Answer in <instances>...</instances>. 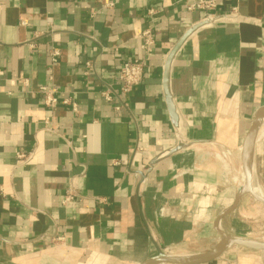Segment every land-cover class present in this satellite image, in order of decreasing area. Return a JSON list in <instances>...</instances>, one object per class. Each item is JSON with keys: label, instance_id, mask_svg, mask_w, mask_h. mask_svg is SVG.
I'll return each instance as SVG.
<instances>
[{"label": "crops", "instance_id": "1", "mask_svg": "<svg viewBox=\"0 0 264 264\" xmlns=\"http://www.w3.org/2000/svg\"><path fill=\"white\" fill-rule=\"evenodd\" d=\"M193 1L0 0V264H139L212 247L264 106V0H217L209 16ZM199 23L170 66L175 121L166 65ZM136 58L143 81L123 91L120 68ZM224 148L228 162L215 154ZM201 264H264V249L231 246Z\"/></svg>", "mask_w": 264, "mask_h": 264}, {"label": "water", "instance_id": "2", "mask_svg": "<svg viewBox=\"0 0 264 264\" xmlns=\"http://www.w3.org/2000/svg\"><path fill=\"white\" fill-rule=\"evenodd\" d=\"M203 23H199L195 25L194 27L190 28L184 34L182 39L175 45V47L173 48V50L171 51L168 57V61L166 65V73H165V90H166V96H167L168 102L171 107L172 115L175 121L178 120V114L176 112V108L174 105V101L172 99V95L170 94V91H169L171 62L176 52L179 50L182 44L186 41V39L196 30V28H198ZM263 122H264V106L260 107L256 111L252 124L250 126V129L248 130L245 136V139L243 141L241 157H242V168L245 174L244 183L240 186L234 202L230 205V207L222 211L218 215L217 219L215 220V229L221 235L219 241L212 248L206 251H203V252H199L195 254H185V255L161 252L158 255L150 257L146 259L145 261H142L139 264H164V263L201 264V263H205L210 260L219 258L229 247L234 246V245H241V246L255 248V249H264V241L249 239V238L242 237V236H237L231 232L224 230L221 227V219L225 215L231 213L238 207V204L244 195L251 194L258 201L264 204V197L260 196L255 191L254 177H253V160H254L255 145H256L260 126L263 124ZM181 147L182 145L179 146V148Z\"/></svg>", "mask_w": 264, "mask_h": 264}, {"label": "built area", "instance_id": "3", "mask_svg": "<svg viewBox=\"0 0 264 264\" xmlns=\"http://www.w3.org/2000/svg\"><path fill=\"white\" fill-rule=\"evenodd\" d=\"M113 4V3H109ZM217 7V0H196L189 4L188 9L190 10H196L200 9L203 11H206L209 15H212V11L215 10ZM151 12H154V9L150 10ZM154 44V37L153 33L150 30H146L142 33V48L143 50L149 54L153 49ZM52 57L54 60L57 59V56L59 55L58 49H53ZM87 64L90 65L89 62ZM146 59H131L126 60L123 62L119 74L118 79L121 83V88L123 91H131L135 86L142 83L144 75H145V69H146ZM40 91L44 93L45 95V104L47 106H53L57 104L58 98L55 94V89H49L46 86H42L40 88ZM110 98V96H108ZM63 103L65 104H71L74 109H77V104L70 98H66L63 100ZM233 151L229 148H224L219 151H217L215 154L216 156L221 159L224 162H228V159L231 157ZM30 153L19 151L17 153V157L19 161H24L29 157ZM241 179H243V175H241Z\"/></svg>", "mask_w": 264, "mask_h": 264}, {"label": "rangeland", "instance_id": "4", "mask_svg": "<svg viewBox=\"0 0 264 264\" xmlns=\"http://www.w3.org/2000/svg\"><path fill=\"white\" fill-rule=\"evenodd\" d=\"M261 140H264V130H262V134L260 135V139H258V141ZM241 170V175H243L244 171L243 169ZM263 180L264 179L259 181L255 180L254 186H257V183H259L260 188H262L264 191ZM242 183H244V180ZM248 195V202L243 204V207H241L240 210L231 212V215L229 216V224H227L229 226L228 232H231L237 236L264 241V204L258 201L253 195ZM223 227L224 226H222V228ZM220 237L221 235L218 234L217 238L212 242V247L219 241ZM236 247L241 249L249 248L241 245L233 246V248Z\"/></svg>", "mask_w": 264, "mask_h": 264}, {"label": "bare ground", "instance_id": "5", "mask_svg": "<svg viewBox=\"0 0 264 264\" xmlns=\"http://www.w3.org/2000/svg\"><path fill=\"white\" fill-rule=\"evenodd\" d=\"M264 128V123H263V125H261L260 126V129H259V132H258V137H259V135H260V132L262 131V129ZM257 137V138H258ZM241 174V173H240ZM243 178L245 179V174L243 173ZM238 178V177H237ZM255 187V191L260 195V196H262V197H264V191L262 190V188H260V186H259V183H257V186H254Z\"/></svg>", "mask_w": 264, "mask_h": 264}]
</instances>
